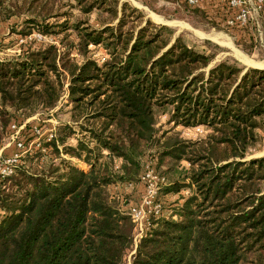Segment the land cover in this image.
Instances as JSON below:
<instances>
[{"label": "trees", "instance_id": "1", "mask_svg": "<svg viewBox=\"0 0 264 264\" xmlns=\"http://www.w3.org/2000/svg\"><path fill=\"white\" fill-rule=\"evenodd\" d=\"M75 1L84 16L66 17V0H0L1 22L27 16L16 33L59 37L0 59V142L14 122L58 116L66 79L71 119L0 175V264H126L136 230L128 203L149 165L159 186L130 264H264V156L247 158L264 146V68L211 66L219 45H189L120 0ZM169 2L180 5L143 0L172 17L209 12ZM178 125L208 132L186 139Z\"/></svg>", "mask_w": 264, "mask_h": 264}, {"label": "rangeland", "instance_id": "2", "mask_svg": "<svg viewBox=\"0 0 264 264\" xmlns=\"http://www.w3.org/2000/svg\"><path fill=\"white\" fill-rule=\"evenodd\" d=\"M143 0H120V3H128L131 6H134L143 11L145 14L144 20L150 19L151 21L158 23V24H165L170 26L171 28L175 29V35H182L183 39L189 44L196 46L198 49L205 48L204 40L208 39L211 42L219 45L221 50L216 55L215 59L211 63V66L214 63L221 61L223 59H233L238 61L241 65L245 67H255L261 66L264 68V17L261 13H258L253 7L254 4H251V21H258V28L261 30L260 35L255 39L250 38L247 35L246 27L240 24L230 25L228 24L229 18H234L233 16H237L238 9H233L230 12L229 8H226L220 3V0H207V16L204 13V17L196 16L195 18L187 17H172L167 16L162 13L157 12L156 10L150 8L146 4L142 2ZM67 5L64 6L61 10L66 11L68 17L69 15L73 14L76 17L79 15L84 16V14L80 12V8L76 6L75 0H66ZM139 2V4L137 3ZM143 3V6L141 5ZM157 4H162L167 7V10H172L175 6H179L180 4H173L169 2V0H157ZM236 8V7H235ZM228 14L227 19L224 21L223 18L219 19V14ZM217 16L218 19L215 18L219 22L215 23L213 21L214 16ZM63 15L59 18L60 21L66 19ZM160 17V18H159ZM27 16L25 14L21 15L20 17H13L8 22H1L0 21V59H8L14 58L21 54L25 49V46L28 42L35 39L37 41H44L47 43H57L59 44L58 36L55 37L51 34L44 35L41 33L37 28L32 31L31 34L28 35H21L16 32L23 28V20L26 19ZM156 18V19H155ZM161 19V20H160ZM54 19H52L53 21ZM17 24L16 32L13 31L12 24ZM96 23V21H94ZM145 23V22H144ZM252 25L256 27V23L252 22ZM15 32V33H14ZM61 36V34L59 35ZM92 56L99 61H103L104 58L107 56V52L102 46L94 47L92 46ZM73 55H77L73 53ZM65 91L61 97V105L63 104L61 109V113L57 116L55 115V111L51 110L49 113H36L29 118L21 121L20 123L14 122L10 126V134H7L5 138L0 142V164H4L6 167L14 168L16 163L20 162V157H15L17 153L25 154L30 150L36 149L40 147L41 139L45 138L49 140L51 138V134H54L57 130V126L60 124L61 121H70V113H68V79L65 80ZM168 116L166 114H161L158 118L159 125L165 124L167 121ZM15 125V128L13 127ZM76 126V125H75ZM167 127H169L166 124ZM77 130L78 127H75ZM175 129L179 130L182 137L186 139H197L208 132L207 127L205 126H195L190 128H185L181 125H178ZM19 131V132H18ZM77 136H72L68 144H76L77 143ZM23 142L24 149L18 146L19 142ZM36 147V148H35ZM14 156V157H13ZM64 157L69 158V156L63 154ZM264 156V146L254 151L252 154L248 155L247 158L251 157H261ZM12 159L11 163H7ZM16 160V161H15ZM72 162L79 165L83 169L89 168L88 164L79 160L78 158L72 157ZM147 161H150L149 159ZM9 164V165H7ZM154 169L151 165L146 167L145 173L143 174V178L141 179L143 183L148 184V180L144 179V176L147 173ZM157 175L159 173L155 172ZM154 173V174H155ZM157 180V179H156ZM152 180V185L157 188L159 186L158 181ZM141 188L135 189L134 196L131 197L130 202L128 203V212L130 213V209L133 206L140 205L143 200L147 196L146 185L140 184ZM123 188V187H121ZM127 188V187H126ZM131 188V186H130ZM128 186V190L130 189ZM115 191H119L116 187L114 188ZM183 194L188 193V189L182 190ZM176 196H170L169 202L173 201ZM147 219L144 221L142 226H138L136 223V230L134 235V246L129 254L125 258L126 264H130L132 260V255L135 253L137 244L144 234V231L147 228ZM140 236V237H139Z\"/></svg>", "mask_w": 264, "mask_h": 264}, {"label": "built area", "instance_id": "3", "mask_svg": "<svg viewBox=\"0 0 264 264\" xmlns=\"http://www.w3.org/2000/svg\"><path fill=\"white\" fill-rule=\"evenodd\" d=\"M190 5H203V3H207V0H185ZM228 5L231 6L234 9H238V15L234 18L228 19V24L234 25V24H240L244 25L245 27L250 25L253 30V36L256 38L258 35H260V29L258 28V21H251L250 20V9L251 4H254L255 7H253L255 10H257L258 13H261L264 17V0H227ZM250 5V6H249ZM236 7V8H235ZM252 22L256 23V27L252 25ZM16 124H13V127L15 128ZM19 132V131H18ZM53 134H51V137ZM25 144V143H24ZM23 142H19L18 146L22 149H24ZM23 154L17 153L15 157L22 156ZM14 157V156H13ZM12 159L7 161V163H11ZM16 161V160H15ZM17 164V163H16ZM9 165V164H7ZM14 168L6 167L4 164H0V175L5 176L9 175L13 172ZM144 179H147L148 185H147V196L143 200V202L138 206H132L130 209V214L134 220V222L139 226H142L144 224V221L146 220L149 211L152 208L153 198L156 193V188L152 185L153 181L156 180L157 176L153 174V171L150 170L147 175L144 176ZM158 180V179H157ZM156 180V181H157ZM140 237V236H139Z\"/></svg>", "mask_w": 264, "mask_h": 264}, {"label": "crops", "instance_id": "4", "mask_svg": "<svg viewBox=\"0 0 264 264\" xmlns=\"http://www.w3.org/2000/svg\"><path fill=\"white\" fill-rule=\"evenodd\" d=\"M138 1H140V0H138ZM143 2V1H142ZM141 2V5L143 6V3ZM138 4H139V2H137Z\"/></svg>", "mask_w": 264, "mask_h": 264}, {"label": "water", "instance_id": "5", "mask_svg": "<svg viewBox=\"0 0 264 264\" xmlns=\"http://www.w3.org/2000/svg\"><path fill=\"white\" fill-rule=\"evenodd\" d=\"M255 67L262 68L261 66H255Z\"/></svg>", "mask_w": 264, "mask_h": 264}, {"label": "bare ground", "instance_id": "6", "mask_svg": "<svg viewBox=\"0 0 264 264\" xmlns=\"http://www.w3.org/2000/svg\"><path fill=\"white\" fill-rule=\"evenodd\" d=\"M160 18V17H159ZM156 19V18H155ZM161 20V19H160Z\"/></svg>", "mask_w": 264, "mask_h": 264}]
</instances>
